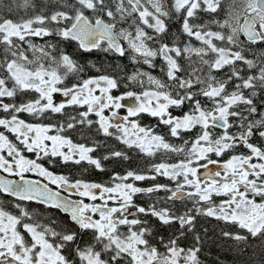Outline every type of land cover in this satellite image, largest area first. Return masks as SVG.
Masks as SVG:
<instances>
[{"label": "snow or ice", "instance_id": "6c2138e0", "mask_svg": "<svg viewBox=\"0 0 264 264\" xmlns=\"http://www.w3.org/2000/svg\"><path fill=\"white\" fill-rule=\"evenodd\" d=\"M93 51L133 70L76 58ZM96 136L163 158L104 182L52 170L130 159ZM200 217L264 264V0H0V264H205Z\"/></svg>", "mask_w": 264, "mask_h": 264}, {"label": "flooded vegetation", "instance_id": "af4514ba", "mask_svg": "<svg viewBox=\"0 0 264 264\" xmlns=\"http://www.w3.org/2000/svg\"><path fill=\"white\" fill-rule=\"evenodd\" d=\"M17 1L18 0H16V3H17ZM3 3L7 4V3H9V0H3ZM18 10H19V8H15V5H14V11L11 14V18L19 19L20 17H26V16L30 15L32 12L31 9H27V10L22 9L20 11H18ZM173 31H175V26L173 27ZM45 39H47V38H45ZM35 42L36 43H43L44 41H42L40 39H36ZM67 50L73 51V52L76 51L74 45L72 48L67 49ZM111 57H112L111 54H107V53H103V52H99V51H93L91 53H83V52L76 53V58L78 59V61L80 63L88 64L89 62H91L92 64H96L97 66L103 65L105 69H107L111 74H114V75H116V74H119L121 76L124 75V73L119 72L118 69H116L114 71L115 66L117 64H119L121 67H124L126 65L127 67L124 68L125 72H131L133 70V66L131 65V63L126 58H119L118 62L106 61V60H110ZM98 58H103V60H105L106 62L105 61L100 62V61H98L99 60ZM159 63H161V62L159 60H157V64H159ZM109 66H111V67H109ZM143 67L145 70H149V69H147V66H143ZM150 71H152L153 75H156L158 77H162V73L160 72L159 68H157L155 70H150ZM88 75H97V73H96L95 69H90V71L88 72ZM123 91H125V88H124L123 82H122L120 89L118 91H114L113 94L114 95L120 94ZM61 99H63V98L57 96V100H61ZM67 111L71 112L72 109H67ZM121 112H122V114H124V110H121ZM22 118H25V119L30 120V121L34 120L33 117H29V116H27V114H22ZM91 118L95 119V117H91ZM44 122L47 123L48 121L45 120ZM141 123L151 125V124H154L155 121L152 118L148 117L147 115H144L142 117ZM94 131H95L94 128L91 131H89L88 129H84L83 130V132L85 134L84 137H82L79 132H71L70 134L72 135V138L75 141L85 142V137L91 136L92 133H94ZM217 131H219V130H217ZM185 135H186V138L188 136H191L190 133L185 134ZM95 139H98L102 142H104L106 140L107 145H110L114 149L127 151L130 159L126 160V161L123 159H112L109 161H105L104 162L105 167H106L105 172L106 173L110 172V173L106 174L104 172V175H101L99 171H97L94 168H91L87 165H84V164H82L80 166H76V165H72V164L65 166V165H59L58 164L57 166L52 168V170L57 172V173H63L66 175H70L74 178H83V179L89 180V181L104 182V181H107L109 179V177L111 176V174L114 172H119V173L123 174L125 171L130 170V169L131 170H147V168L150 167L151 163L160 162V160L163 158L160 154H158V156L155 158L145 157L142 154L137 153L135 150L126 149L124 145L119 144V142H117L111 138L106 139L102 136H96ZM173 142L174 143H180V141H177L174 138H173ZM102 154H103V148L100 149L94 155H102ZM28 155L31 156L32 154H28ZM174 159H178V157H173V160ZM173 160H170L169 162H173ZM112 162H114V163L118 162L119 166L112 164ZM46 166H48V165H46ZM49 167H51V166H49ZM84 168H88V171L85 172ZM101 177H102V179H99ZM157 181L161 182V183H169L166 180V178H164V177H157ZM152 183H154V182L153 181L137 182V184L139 186H142V187L151 186ZM163 195H164V193H162V192L157 193L152 198L154 199L158 196H163ZM4 199H8V198H4ZM136 201H137V203H140V204H146V203L150 202V198L147 196H137ZM26 207H28V209L30 211H35L36 213L40 214L41 216H47V215L51 214L48 209L44 208V206L38 205L34 202L27 204ZM56 215L62 216V214L59 212H56ZM154 224H156L159 227V231L161 232V234L167 235L169 230L166 227L159 226L158 222H154ZM222 227H223V224L221 222L214 220V219L203 218V217L198 218V231H200V232H203L204 229H207V230H216L220 233V229ZM206 241H207V239H205V242ZM219 241H221L223 243L221 238ZM187 243H191V238H189ZM224 244L227 245L228 247H230V243H224ZM235 250H237V252H238L237 254H240V255L246 254V258L249 259L252 262V264H258V262H259V252L258 251H256L255 255H253V249H251V248L246 253H241L238 249H235ZM201 258L204 260L205 264H210L208 262V259L206 258L205 247H203V254H202Z\"/></svg>", "mask_w": 264, "mask_h": 264}, {"label": "trees", "instance_id": "16d2710c", "mask_svg": "<svg viewBox=\"0 0 264 264\" xmlns=\"http://www.w3.org/2000/svg\"><path fill=\"white\" fill-rule=\"evenodd\" d=\"M110 59H112V61H119V57H116L114 55H112ZM112 164L119 166L118 162H112ZM108 173L110 172H107L106 174ZM100 174L104 175V172H100ZM99 179H102V177ZM201 234L203 235V232H201ZM204 238L207 239V241L204 243V247L206 258L208 259V262L210 264H217V258H219L220 261H223L224 264H252V262L246 258V254H237L238 252L237 250H235V248L231 249V247H228L227 245L219 241L220 236L218 231L208 230Z\"/></svg>", "mask_w": 264, "mask_h": 264}, {"label": "rangeland", "instance_id": "374dc122", "mask_svg": "<svg viewBox=\"0 0 264 264\" xmlns=\"http://www.w3.org/2000/svg\"><path fill=\"white\" fill-rule=\"evenodd\" d=\"M22 2V0H18L17 1V3H21ZM23 8H19V10L18 11H20V10H22ZM99 59V60H98ZM97 60L98 61H100V62H104L105 60H103V58H98ZM106 61H108V62H117V61H112V59H110V60H106ZM105 61V62H106Z\"/></svg>", "mask_w": 264, "mask_h": 264}]
</instances>
